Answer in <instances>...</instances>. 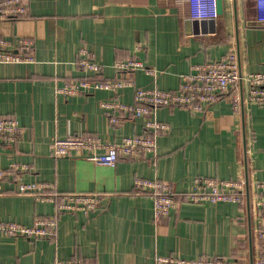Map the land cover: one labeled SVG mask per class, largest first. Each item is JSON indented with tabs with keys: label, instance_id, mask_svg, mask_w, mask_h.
Wrapping results in <instances>:
<instances>
[{
	"label": "crops",
	"instance_id": "0c3cea01",
	"mask_svg": "<svg viewBox=\"0 0 264 264\" xmlns=\"http://www.w3.org/2000/svg\"><path fill=\"white\" fill-rule=\"evenodd\" d=\"M165 0H28L25 16L0 20V37L12 44L34 40L32 62H0V115L14 116L22 130L16 140L0 139V169L19 165L17 175L0 178V221L33 225L57 220L53 236L29 238L0 233V264H52L81 259L85 264H154L157 254L185 258L221 256L231 264H251L260 255L256 201L264 180V107L251 104L240 80L202 112L159 106L151 116L169 124L150 132L154 152L121 156L115 165L85 154L56 156L51 141L79 134L103 145L145 132V117L121 116L111 122L104 100L134 102V86L91 88L66 94L57 90L87 77L119 76L114 63L133 56L153 70L128 76L138 86L175 90L184 73L235 50L241 70H264V22L255 0H223L215 18H191L186 8ZM188 7V5L186 6ZM196 19V20H194ZM86 47L102 65L97 73L78 64ZM243 94V95H242ZM234 95H240L234 108ZM243 96V99H242ZM109 111V112H108ZM245 130H244V129ZM245 145L247 151L245 152ZM102 151L101 147L97 148ZM250 186L252 241L247 201L195 203L183 191L196 176L243 179ZM139 179L173 184L179 203L154 219L153 197ZM19 182L46 184V192L97 193V210H59L54 200L18 191Z\"/></svg>",
	"mask_w": 264,
	"mask_h": 264
},
{
	"label": "built area",
	"instance_id": "2783aa9c",
	"mask_svg": "<svg viewBox=\"0 0 264 264\" xmlns=\"http://www.w3.org/2000/svg\"><path fill=\"white\" fill-rule=\"evenodd\" d=\"M257 20L264 22V0H255ZM168 8L179 6L186 8L191 18H215L218 16L217 0H165ZM188 5V7H186ZM28 0H0V20L25 16L28 13ZM34 40L20 37L14 45L8 39L0 37V62H32L34 56ZM80 67L92 73L102 69L91 52L86 48L80 51L78 59ZM114 68L120 74L105 80H93L87 77L68 82L57 90L71 94L76 90L91 88L117 89L126 85L134 86V102L125 103L118 99L104 100L101 106L111 110L110 120L114 124L121 121V116L128 114L145 117V132L139 135H128L119 142L101 144L91 135L79 134L66 138H55L51 141V151L56 156L70 155L78 152L87 155L100 164L115 165L121 156H137L141 153H151L156 149V139L150 132L167 131L169 124L151 116L159 106H180L192 112H202L209 104L217 101L220 96L228 93L243 80L247 86L249 103L264 107V70L244 73L239 64L235 50H232L217 60L208 61L195 67V70L182 75L179 87L175 90H165L158 87H143L135 84L128 74L145 69L153 72L146 63L136 56L121 59L114 63ZM240 95H234V108H239ZM22 127L14 116L0 115V139L11 142L17 139ZM101 147L102 151L97 148ZM10 170L0 169V178L9 174L17 175L21 170L14 165ZM137 185L148 189L153 197L154 219L167 216L172 208L178 205V193L172 183L164 180L139 179ZM261 191L257 196L255 213L264 216V180L256 183ZM48 186L37 182H19L18 191L32 192L42 200H54L59 210L83 211L89 214L97 210L100 196L97 193L63 192L48 193ZM185 200L195 203L230 201L243 204L246 199V188L243 179H224L215 176H196L183 191ZM57 220L53 216L38 218L33 225L19 222L0 221V233L6 235L19 234L29 238H45L54 235ZM257 238L260 255L255 264H264V229L258 227ZM52 264H85L81 259H58ZM154 264H231L221 256L202 255L197 258H185L178 254H157Z\"/></svg>",
	"mask_w": 264,
	"mask_h": 264
},
{
	"label": "water",
	"instance_id": "95a60500",
	"mask_svg": "<svg viewBox=\"0 0 264 264\" xmlns=\"http://www.w3.org/2000/svg\"><path fill=\"white\" fill-rule=\"evenodd\" d=\"M217 7H218V13L222 14L224 11V2L223 0H217ZM196 20V19H194ZM241 82V81H240ZM243 95V94H242ZM243 99V96H242ZM244 129V128H243ZM245 130V129H244ZM247 151L246 145H245V152ZM246 163V174H245V184H246V201H247V210H248V217H249V236L252 241V213H251V200H250V186H249V177H248V165H247V158H245ZM251 264H254V256L251 252Z\"/></svg>",
	"mask_w": 264,
	"mask_h": 264
},
{
	"label": "rangeland",
	"instance_id": "374dc122",
	"mask_svg": "<svg viewBox=\"0 0 264 264\" xmlns=\"http://www.w3.org/2000/svg\"><path fill=\"white\" fill-rule=\"evenodd\" d=\"M259 222H263L264 223V218H260V220L256 221L255 224H257Z\"/></svg>",
	"mask_w": 264,
	"mask_h": 264
}]
</instances>
